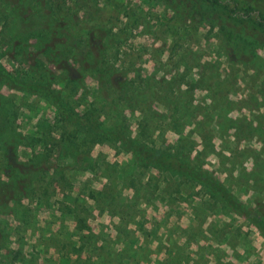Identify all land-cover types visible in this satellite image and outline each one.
Masks as SVG:
<instances>
[{"label":"rangeland","instance_id":"1","mask_svg":"<svg viewBox=\"0 0 264 264\" xmlns=\"http://www.w3.org/2000/svg\"><path fill=\"white\" fill-rule=\"evenodd\" d=\"M234 1L236 11L252 8L264 20V0ZM0 8L6 17L9 7L5 11L3 5ZM32 8L35 11L23 25L29 30L42 29L49 21H57L64 33L59 51L64 52V40H68L79 49L87 66L78 68L68 60L70 66L64 72L33 60L29 64L14 60L20 48L15 40L11 44V30L2 27L0 20V53H6L0 58V74L9 75L21 85L16 89L0 86V120L5 115L2 108L11 107L16 113L14 126L22 138L40 137L44 144L50 143L52 135L64 134V122H58L59 111L53 106L60 99L66 103L76 101L78 112L106 109L109 114L103 112L99 121L107 123L121 104L117 95L127 79L134 77L130 94L136 87L141 91L138 79L145 76L160 82L180 78L184 82L181 88L189 78L198 86L194 92L196 103L199 100L209 105L216 88L233 106L226 116L234 126L229 129L234 138H224L223 144L214 139L217 156H211L206 165L215 171L214 177L228 186L236 183L243 168L237 156L242 148L264 161V147L258 137L245 136L247 124L264 122V110L251 100L256 92L264 93V32L254 20L230 17L224 4L210 0H47ZM234 33L254 39L253 53L258 58L255 64L245 65L238 60L239 47L231 40ZM101 52L107 60L98 64ZM92 54L97 56L96 61L89 59ZM61 61L64 64L63 58ZM102 69L109 73L111 84L99 82ZM47 83L54 85L49 88ZM150 83L157 85L155 80ZM73 84L84 86V97L72 95ZM161 89V104L151 103L150 108L166 114L170 100L178 104L177 91H168L163 85L151 91ZM214 110L208 121L196 114L191 116L192 125L183 130V135L192 136L194 152L202 148L198 134L206 131L203 119L215 134L220 129L222 113ZM142 117L140 111H132L129 116L133 134L139 130ZM74 134L79 138L76 142L93 137L96 144L92 156L98 155L118 167L133 165L131 155L117 150L114 143L82 130ZM177 137L168 132L162 140L170 145ZM43 147L36 143L20 146L18 158L30 159L33 151H42ZM58 149L51 152L52 156L59 154ZM226 157L232 159L218 165V159ZM1 158L0 153L3 180ZM29 170L22 182L28 197L15 200L4 210L0 208V264H244L245 260H264V238L244 216L226 214L218 207L207 210L204 198L193 197L197 190L184 186L176 192L171 178L164 180L158 175L153 181L159 193L167 190L178 197L176 203L155 200L151 206L144 202L134 206L128 203L132 190L119 189L118 182L108 183L104 176L71 171L74 188L62 190L59 181L50 182V174L43 181L32 180L27 177ZM245 171H251L249 165ZM146 179L147 175L142 181ZM84 182L90 183L95 199L88 197L81 185ZM0 186L1 193L14 196L7 184ZM234 193L241 201L250 202V194L240 190ZM3 199L0 197V202ZM211 251L223 258L216 261Z\"/></svg>","mask_w":264,"mask_h":264},{"label":"trees","instance_id":"2","mask_svg":"<svg viewBox=\"0 0 264 264\" xmlns=\"http://www.w3.org/2000/svg\"><path fill=\"white\" fill-rule=\"evenodd\" d=\"M47 0H1L0 7L3 5L4 11L9 7L8 15L4 17L0 8V20L2 27L11 30V44L14 40L17 42L16 46L20 48V53L16 54L14 60L26 64L40 62V65L52 66L56 71H66L68 69V60H72L79 67L87 66L85 58H80L78 48L72 47L71 42L64 40V52L61 49L62 37L64 33L61 32V27L58 22L50 23L44 28L32 27L27 28L23 23L31 16V12L35 11L33 6L40 4ZM215 4H224L228 10L230 17L237 19H252L255 21L257 27L264 32V20L259 13L252 9H244L236 11V2L234 0H210ZM8 16L10 20H8ZM15 27V28H14ZM25 31V32H24ZM231 37L233 45L239 47L238 60L241 63H256L258 59L253 53L256 46L254 39L247 36H241L234 33ZM4 34V38H5ZM15 45V44H14ZM241 49V50H240ZM6 56V53L1 54L0 58ZM100 58L97 60L96 57ZM94 57L89 56L91 60H97L98 64H103L107 60V56L102 52ZM35 59H32V58ZM64 59V64L62 63ZM117 61V59H116ZM92 66V65H91ZM210 72V71H208ZM207 75V74H206ZM140 76V75H139ZM134 77L126 80L125 87L118 91L119 102L121 103L111 115L113 118L107 123L99 121V116L104 112L105 115L109 111L105 110H84L78 112L77 108L80 107L74 101L73 103H66L62 99L56 102V110L59 111L58 122H64V134H58L57 137L52 135L50 143L41 142L40 137L34 138L23 137L17 132L14 123L16 113L8 105L2 108L5 113L2 120H0V153L1 160L3 161V168H5V179L0 180V185L5 183L12 188L14 196L1 193L0 197L4 199L0 202V208L3 210L12 205L15 200H21L26 196L25 184L22 183L28 168H30L27 177L32 180H41L51 175V181L60 182L62 190L65 188H74L73 172H88L91 175L104 176L108 183L118 182L119 189H131L132 194L128 198L130 205H137L144 202L147 205H152L155 200L160 202H170L172 204L178 201V197H172L171 193L166 192L161 194L157 190L154 181L155 178L161 177L164 180L169 178L174 180L176 184V192H180L181 187L191 186L197 190L195 196L202 198L203 204L207 210L218 207L226 214H234L244 216L252 225H254L264 238V161L259 158V155L245 150L237 154L242 168L241 175L236 179V185H225L223 181L214 177L215 171L206 168L208 159L215 155L214 152V139L222 142L226 137H233L229 129L234 128L231 126L229 116L226 114L233 111V106L230 100L227 99L222 92H218L214 88L213 99L209 105L197 100L195 102V90L198 88L193 84L190 79H187L185 87L182 79L177 78L171 81H156L153 76H145L138 79V83L142 85L141 91L139 88H134V92H128L130 85L134 83ZM99 82L111 84L109 81V73L102 69L99 75ZM156 82L157 85L165 86L166 90L171 92L177 91L178 104L169 102L168 112L159 113L152 111L150 108L151 103L161 104V93L159 91H151L153 86L151 81ZM176 83V84H173ZM54 83H47V86L53 87ZM0 86H5L10 89H16L21 86L17 81L9 77V75L0 74ZM31 88V84H29ZM217 87V85H216ZM42 91L48 92L46 87H42ZM53 90H56L52 88ZM216 89V90H215ZM72 95L84 97L85 89L81 84H73L71 90ZM81 92V93H80ZM56 95L59 92L55 93ZM58 97V95L56 96ZM81 99V98H79ZM251 100L254 106L264 110V93L256 92ZM10 102V100H8ZM0 103L2 100L0 98ZM150 103V104H149ZM13 106V105H12ZM143 107V108H142ZM215 107V108H213ZM219 109L222 113V124L219 125L220 129L216 134L209 129L205 120H210L212 112ZM235 110V108H234ZM132 111H140L143 113L140 128L137 133L133 134L130 129L128 121ZM213 112V113H214ZM202 117L205 126V132L199 133L202 148L194 152L195 142L192 136L188 133L183 135V130L192 125L191 116ZM253 122H255L253 120ZM68 124L73 127L68 128ZM40 125V124H39ZM42 126V125H40ZM44 126V125H43ZM77 126V127H75ZM84 128V129H83ZM79 130L86 131L98 135L103 141L112 142L116 145V149L122 152L129 153L132 157L133 165L127 167H118L109 163L106 159H101L100 156H92V147L96 144L93 137L91 139L85 138L82 142L79 141L74 134ZM246 135L258 137L264 147V122H255V124H247L245 127ZM168 132H173L178 135L175 142L167 145L162 139ZM202 134V135H201ZM33 143L43 145L42 151L32 152L30 159L19 160L17 150L20 146L32 147ZM59 148V154L56 157L52 156L51 152ZM264 155V148L261 152ZM261 156V157H262ZM230 161L231 157H226ZM236 158V157H234ZM247 165L250 166L251 171L246 172ZM147 175L146 181H142L143 177ZM240 180V181H239ZM83 189L86 190L88 197L95 199V194L90 189V183H82ZM2 187L0 186V189ZM23 188V189H22ZM143 189V190H142ZM235 190H240L243 194H250V202L241 201ZM17 193V194H15ZM3 194V195H2ZM121 194V192H120ZM167 195V196H166ZM262 199L258 198V196ZM6 196V197H5ZM193 198L192 196H189ZM204 198V199H203ZM213 230V228H210ZM220 251V250H219ZM214 259L217 261L223 258L222 255H215ZM217 256V257H216ZM215 261V262H216ZM221 262V261H220ZM224 264V263H223ZM227 264V263H226Z\"/></svg>","mask_w":264,"mask_h":264},{"label":"crops","instance_id":"3","mask_svg":"<svg viewBox=\"0 0 264 264\" xmlns=\"http://www.w3.org/2000/svg\"><path fill=\"white\" fill-rule=\"evenodd\" d=\"M258 250L260 251V249ZM261 250L263 251L262 253H264V249H261ZM232 264H238V263L234 262ZM244 264H264V260H255L253 262L245 260Z\"/></svg>","mask_w":264,"mask_h":264}]
</instances>
